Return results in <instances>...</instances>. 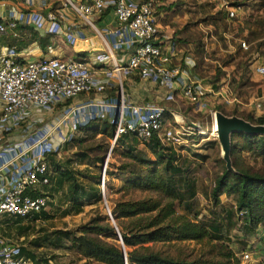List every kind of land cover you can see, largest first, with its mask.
Masks as SVG:
<instances>
[{"label": "trees", "instance_id": "obj_1", "mask_svg": "<svg viewBox=\"0 0 264 264\" xmlns=\"http://www.w3.org/2000/svg\"><path fill=\"white\" fill-rule=\"evenodd\" d=\"M227 5L234 10V15H229L228 7L222 6L217 9L218 15L215 18L221 19L224 14L226 17L235 16L241 3L228 1ZM261 5L264 6V0ZM196 6L203 10L207 3L201 1ZM46 37H41L40 42L44 44ZM188 38L189 36L183 40L187 43ZM196 42L191 49L194 68L198 69L206 53L201 34ZM18 43L22 46L23 39H18ZM215 109L225 112L220 106ZM238 115L254 123H264V114ZM114 126L107 119L96 118L80 125L76 133L61 143V150L71 146H76L77 150L66 157H59L58 150H50L44 154L48 165L44 174L47 181H39L34 190L26 192L34 196L46 195V206L40 210H31L25 215L10 214L2 217L12 219L17 234L27 241V244L19 245L20 255L29 259L31 264H43L42 260L47 259L39 257L35 247L50 244L54 247H72L80 256L91 257L102 264H224L186 259L154 248V244L158 242L201 241L219 227L218 224L207 223L176 210L177 203L190 205V200L196 193V181L189 175L187 167L179 163L177 149L172 144L163 143L156 132L141 140L135 131L128 130L120 133L110 145ZM95 133L107 137L102 143L95 145L103 150L97 155L99 162L103 160L109 147L110 153H120L126 158L124 161L118 160L114 165L122 174L127 172L121 178L120 188H145L157 192L156 195L117 199L108 213L97 212L74 229H48L38 225L37 221L50 218L53 210L62 215L78 213L85 204L102 200L98 175H89L86 166L80 167L90 156L89 149L82 146L85 140L83 136ZM235 136L242 139L241 143ZM255 139V147L260 149L264 158V135L232 133L231 154L236 150L253 149ZM146 150L151 151L154 158L148 157ZM232 161L236 172L224 166L216 178L214 194L217 198V194L222 191L237 193L236 204L243 212L241 220L244 230L256 233L264 226V171H250L237 165L233 157ZM39 176L42 177L41 174ZM47 205L50 206L49 209ZM224 255L230 256V252L226 251Z\"/></svg>", "mask_w": 264, "mask_h": 264}, {"label": "rangeland", "instance_id": "obj_2", "mask_svg": "<svg viewBox=\"0 0 264 264\" xmlns=\"http://www.w3.org/2000/svg\"><path fill=\"white\" fill-rule=\"evenodd\" d=\"M161 1L162 6H166L167 3L172 6L175 5V10L179 14H184V12L188 14L190 22H186L184 25H187L186 27L190 29L187 35L193 37L194 45L201 34L206 53L203 62L198 69L196 68L198 79L208 88L211 87L218 90L217 94H215L217 99L211 103L210 109L203 113H195L193 116L192 114L184 115L182 121L184 128L179 127V124L173 120V115L166 112L167 124L175 125L182 130L180 133L181 140L178 143L169 144H172L177 149L179 163L187 167L189 175L194 177L196 181V193L191 198L190 205L184 206L181 203H177L176 210L185 212L189 216L201 219L207 223L218 224L219 229L216 232L211 231V235L201 241L158 242L154 244V248L163 253L204 262L208 260L224 264H236L237 261L239 264H264V259H250L247 261L242 259L244 251L251 252L252 256L256 258L259 253L257 254L255 251V244L258 239L261 241L262 239L259 232L256 234L253 231L246 232L244 230L241 220L243 212L237 208L236 204L237 193L222 191L217 194V198L214 194L216 178L226 165L221 155V147L213 123V112L218 110L215 109L216 106H220L227 112L226 114H235L232 112L242 115L264 114V105L260 111L254 108V99L258 94H261L262 86H264V73H257L253 69L257 63H264V7L261 5L262 0L257 2L256 7H249L250 9L248 8V0H225L227 3L228 1L240 2L241 9L239 8L240 10L237 11L235 16L226 17L224 14L221 19L215 18V15H218L216 11L219 9L215 0ZM201 1L207 3L206 8L203 10L198 8L199 6L195 7ZM180 20L182 22L185 21L184 18ZM242 39L246 41L247 48L240 45V40ZM189 49L192 52L193 48ZM192 59L194 61L193 56ZM188 107L190 105H184L181 109H187ZM79 114L77 112L78 116ZM98 117H88L83 123L77 124L75 128L72 127L66 139L76 133L80 125H85ZM192 122L197 125H192ZM39 125L40 123L33 125L30 132H35L36 130L34 131V129ZM200 129L202 132H199ZM190 130L193 132L190 133ZM83 137L85 140L82 142V146L89 149L90 156L87 158V162L81 164L80 167L86 166L89 175H98L102 200L85 204L83 210L78 213L62 215L59 211L53 210L52 216L48 219L37 221L38 225H43L48 229H74L97 212L108 213V209L112 207L113 202L117 199L156 195L157 192L145 188L121 189V178L127 175V172L122 174L114 165L118 160L124 161L126 158H123L120 153H110L109 147L103 160L99 162L97 155L101 154L103 150L95 147V145L102 143L107 137L105 135L101 136L100 133ZM235 138L242 141L240 137L235 136ZM111 143L110 138V145ZM255 146H257L256 139L253 143V149L236 150L232 154L230 151L231 163L233 164V157L237 165L245 169L264 171V158L260 149ZM75 150H77L76 146L62 150L58 149V156L66 157ZM146 153L148 157L154 158L151 151L146 150ZM229 170L236 172L237 169L232 165V169ZM103 177L104 184L102 185ZM47 208L49 209L50 206L47 205ZM12 222L13 220L8 219V217L0 219V247L7 244L16 247H19L22 243L27 244V241L23 240L24 237L17 234ZM226 251L230 252V256L224 255ZM35 252L39 257L47 259V261L42 260L43 264L69 262L73 264H102L91 257L80 256L75 249L67 246L54 247L46 244L35 247ZM15 254L20 255V251Z\"/></svg>", "mask_w": 264, "mask_h": 264}, {"label": "built area", "instance_id": "obj_3", "mask_svg": "<svg viewBox=\"0 0 264 264\" xmlns=\"http://www.w3.org/2000/svg\"><path fill=\"white\" fill-rule=\"evenodd\" d=\"M54 0H40L41 6L47 7L45 12L40 10L19 11L7 8L0 21V32L6 28H17L18 23L24 21L30 23L40 19L46 22L47 28L52 32L61 30L62 7L72 9L85 23L92 24L91 18L101 14L109 8L116 21L117 41L115 48H122L123 44L133 46L128 57L126 68L135 69L146 78L160 84L168 83L174 87L180 83L181 94L188 102L196 104L207 94V89L201 81L190 76H182V65L172 60L174 49L170 42L167 47L160 43L159 29L154 18L157 0H60L61 6L57 9L50 7ZM224 4L229 9V15H234L227 2ZM112 32V30H110ZM129 36H125V35ZM242 47L248 45L244 39L240 40ZM194 65L192 55L187 57ZM122 66L115 63V69ZM254 71L264 73V63L254 65ZM104 83L95 79L87 60L82 56L61 57L58 55H43L36 58H24L15 49H0V126L11 127L19 122H24L33 107L53 109L61 101H65L79 93L101 91ZM102 101H84L70 105L63 112V120L78 116L79 119L72 122V127L81 124L88 117H97L96 107L104 106ZM264 97L256 96L254 99L255 110H262ZM165 107L160 104L149 103L144 106L143 113L135 118H125L119 114L114 120V133L112 143L120 133L135 131L141 140H145L156 132L163 143H178L181 140L182 130L175 125L167 124ZM89 113V115L85 114ZM81 115V117H80ZM179 127L184 128L183 118H174ZM192 125H197L192 122ZM47 132L34 135L31 147L36 150L32 160H24L25 163L18 173L11 178L7 185L0 188V219L4 215H25L31 210H40L47 204V196L43 194L31 195L27 190H34L39 181L46 182L44 175L48 168L44 154L50 150L60 149L61 143H52L48 129ZM190 133L193 131L190 130ZM199 132H202L200 129ZM18 147V144L14 145ZM4 150L0 152L3 155ZM5 161V160H4ZM3 159L1 163L4 162ZM15 163L10 160L6 164ZM42 175L40 177L39 175ZM104 184V177L101 181ZM109 211V209H108ZM264 242V227L259 230ZM19 247L7 244L0 247V264H31L30 260L22 255H16ZM251 252L244 251L242 259H251Z\"/></svg>", "mask_w": 264, "mask_h": 264}, {"label": "crops", "instance_id": "obj_4", "mask_svg": "<svg viewBox=\"0 0 264 264\" xmlns=\"http://www.w3.org/2000/svg\"><path fill=\"white\" fill-rule=\"evenodd\" d=\"M224 1L215 0L218 8L225 6ZM258 1L248 0V8L256 7ZM61 5L60 0H54L50 7L57 9ZM7 8L13 9L16 13L21 10H40L42 12L47 10V7L41 6L40 0H0V21ZM175 8V5L172 6L168 3L166 6H162V1L157 0L154 18L159 29L160 43L167 47L170 42H173L172 60L182 65V76H190L199 81L194 65L187 59L189 55H192L189 48H192L193 38L191 35H187L190 29L184 24L190 20H188L186 12L179 14ZM239 8L237 11L241 9ZM62 10L64 17L61 19L60 31H50L42 19H40L42 25H38V21L30 23L22 21L18 23L17 28L8 27L4 32H0V49L8 50L15 47L16 51L24 58H36L43 55L82 56L87 60L95 79L104 83V88L101 91L79 93L70 99L57 103L54 109L50 111L33 107L24 122L6 128L0 126V152L5 151L3 155L0 154V188L7 185L11 178L18 173L20 170L18 165L22 167L26 160H32L35 157L36 150L31 147L34 135L47 132L46 129H48L52 143L56 144L70 134L72 122L77 119L81 120L79 116H74V118L70 116L69 119L63 120V112L70 105L91 100L102 101L107 105L105 108L104 106L96 107V113L100 110L98 118L107 119L113 123L119 114H123L125 118L137 117L143 113L144 106L149 103L162 105L166 109L165 113L168 112L173 115V120H175L174 118L180 120L185 114H192L193 116L195 113L205 112L211 108V103L217 99L215 94L218 90L208 88L204 84L207 89L206 96L199 103H190L183 98L179 82L174 87H170L168 83L160 84L142 77L135 69L126 68L133 46L126 43L121 49L114 47V42L117 41L115 31L117 25L109 8L101 14L93 16L90 25L82 21L72 9L63 6ZM182 18H184V22L180 20ZM187 36L189 38L186 43L183 39ZM41 37H46L44 44L39 40ZM20 38L24 41L22 46H19L18 43ZM115 63L121 65L122 68L115 69ZM260 93L257 96L262 95L264 97V86H262ZM181 104L182 106L190 105V107L182 110ZM85 114L89 115V113ZM38 123L40 125L34 129L36 131L30 132L33 125ZM15 144H18V147H15ZM2 159L5 161L1 163ZM11 159L15 160V163L6 164ZM258 230L256 234H258ZM255 251L259 254L256 258L251 254V260L264 259V242L260 239L256 241Z\"/></svg>", "mask_w": 264, "mask_h": 264}, {"label": "water", "instance_id": "obj_5", "mask_svg": "<svg viewBox=\"0 0 264 264\" xmlns=\"http://www.w3.org/2000/svg\"><path fill=\"white\" fill-rule=\"evenodd\" d=\"M214 119L217 126L215 132L220 143L221 155L225 160L226 168L232 169L230 159L232 133L264 134V123H254L240 115L226 114L221 110H214ZM119 237L121 239L120 235Z\"/></svg>", "mask_w": 264, "mask_h": 264}, {"label": "bare ground", "instance_id": "obj_6", "mask_svg": "<svg viewBox=\"0 0 264 264\" xmlns=\"http://www.w3.org/2000/svg\"><path fill=\"white\" fill-rule=\"evenodd\" d=\"M213 120H214L213 123H214V128H215L214 130H216V127H217V126H216V121H215V119H214V112H213Z\"/></svg>", "mask_w": 264, "mask_h": 264}]
</instances>
